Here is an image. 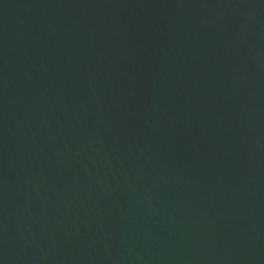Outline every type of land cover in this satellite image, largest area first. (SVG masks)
<instances>
[{"label": "water", "instance_id": "water-1", "mask_svg": "<svg viewBox=\"0 0 264 264\" xmlns=\"http://www.w3.org/2000/svg\"><path fill=\"white\" fill-rule=\"evenodd\" d=\"M0 264H264V0H0Z\"/></svg>", "mask_w": 264, "mask_h": 264}]
</instances>
